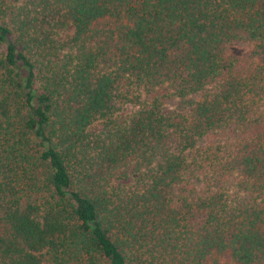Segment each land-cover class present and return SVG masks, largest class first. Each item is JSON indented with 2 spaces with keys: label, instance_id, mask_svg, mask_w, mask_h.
Wrapping results in <instances>:
<instances>
[{
  "label": "trees",
  "instance_id": "obj_1",
  "mask_svg": "<svg viewBox=\"0 0 264 264\" xmlns=\"http://www.w3.org/2000/svg\"><path fill=\"white\" fill-rule=\"evenodd\" d=\"M0 264H264V0H0Z\"/></svg>",
  "mask_w": 264,
  "mask_h": 264
},
{
  "label": "rangeland",
  "instance_id": "obj_2",
  "mask_svg": "<svg viewBox=\"0 0 264 264\" xmlns=\"http://www.w3.org/2000/svg\"><path fill=\"white\" fill-rule=\"evenodd\" d=\"M250 47L245 45L231 44L229 45L228 51L230 55L241 56L243 55ZM130 107H127L126 110L129 111Z\"/></svg>",
  "mask_w": 264,
  "mask_h": 264
}]
</instances>
